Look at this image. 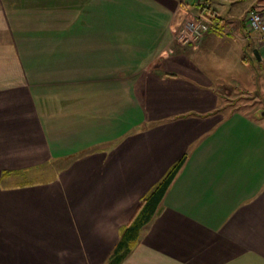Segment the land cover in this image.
<instances>
[{"label":"crops","instance_id":"0c3cea01","mask_svg":"<svg viewBox=\"0 0 264 264\" xmlns=\"http://www.w3.org/2000/svg\"><path fill=\"white\" fill-rule=\"evenodd\" d=\"M253 9L264 0H0V264H106L182 157L119 264H264ZM208 15L197 43L179 39Z\"/></svg>","mask_w":264,"mask_h":264},{"label":"trees","instance_id":"16d2710c","mask_svg":"<svg viewBox=\"0 0 264 264\" xmlns=\"http://www.w3.org/2000/svg\"><path fill=\"white\" fill-rule=\"evenodd\" d=\"M208 18H210L209 29L211 27H215L216 23L212 21H216L217 19L219 20V17L216 15H208ZM184 158L185 157H182L178 162H176L161 178V180L157 182L141 199L129 221L122 227L120 240L114 247L106 264H119L136 245L142 229L148 225V223H150L155 216L159 204L169 184L182 166Z\"/></svg>","mask_w":264,"mask_h":264},{"label":"built area","instance_id":"2783aa9c","mask_svg":"<svg viewBox=\"0 0 264 264\" xmlns=\"http://www.w3.org/2000/svg\"><path fill=\"white\" fill-rule=\"evenodd\" d=\"M248 28L258 35L259 45L264 49V15L259 10H251L246 18ZM210 20L204 17H195L186 23L184 30L179 34V39L185 42L197 43L202 35L208 31Z\"/></svg>","mask_w":264,"mask_h":264},{"label":"rangeland","instance_id":"374dc122","mask_svg":"<svg viewBox=\"0 0 264 264\" xmlns=\"http://www.w3.org/2000/svg\"><path fill=\"white\" fill-rule=\"evenodd\" d=\"M258 6V8H260L259 7V5H257ZM195 17H193V18H191V20H193ZM190 21V20H189ZM250 30V29H249ZM182 34L183 35H186L185 33H186V30H184V29H182ZM259 49H260V52H261V54H264V50L262 49V47L261 46H259ZM254 65V64H253ZM253 79V78H252ZM251 79V80H252ZM243 82V81H242ZM252 83H253V85H251V86H249V89H251V90H253L254 88H258V83H255V82H253V80H252ZM239 92H241L240 90H239ZM231 97H237V96H231ZM252 101H253V99L252 98H250V97H248V96H246V97H240L239 99H237L236 98V100H235V102H241V103H243V102H247V103H252ZM263 104H264V102H263Z\"/></svg>","mask_w":264,"mask_h":264},{"label":"water","instance_id":"95a60500","mask_svg":"<svg viewBox=\"0 0 264 264\" xmlns=\"http://www.w3.org/2000/svg\"><path fill=\"white\" fill-rule=\"evenodd\" d=\"M253 53L258 59H260V55H259L258 49H256V48L253 49ZM260 114L264 115V111H260Z\"/></svg>","mask_w":264,"mask_h":264}]
</instances>
